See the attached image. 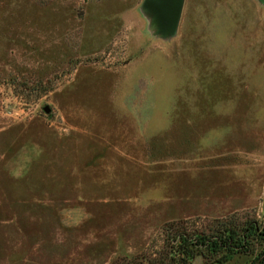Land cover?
Listing matches in <instances>:
<instances>
[{"label": "rangeland", "instance_id": "1", "mask_svg": "<svg viewBox=\"0 0 264 264\" xmlns=\"http://www.w3.org/2000/svg\"><path fill=\"white\" fill-rule=\"evenodd\" d=\"M143 4L0 0V264L149 258L166 223L264 220V0H184L166 38Z\"/></svg>", "mask_w": 264, "mask_h": 264}, {"label": "trees", "instance_id": "2", "mask_svg": "<svg viewBox=\"0 0 264 264\" xmlns=\"http://www.w3.org/2000/svg\"><path fill=\"white\" fill-rule=\"evenodd\" d=\"M204 230L166 223L161 229L164 247L158 253L149 258H120L112 264H190L197 257L203 264H227L235 256H253L248 264H264V220L243 221L231 215L212 230Z\"/></svg>", "mask_w": 264, "mask_h": 264}, {"label": "water", "instance_id": "3", "mask_svg": "<svg viewBox=\"0 0 264 264\" xmlns=\"http://www.w3.org/2000/svg\"><path fill=\"white\" fill-rule=\"evenodd\" d=\"M263 2V0H259ZM184 0H144V12L150 17L151 25L156 29L158 36L166 38L173 36L177 31ZM45 107L44 112L49 113Z\"/></svg>", "mask_w": 264, "mask_h": 264}, {"label": "crops", "instance_id": "4", "mask_svg": "<svg viewBox=\"0 0 264 264\" xmlns=\"http://www.w3.org/2000/svg\"><path fill=\"white\" fill-rule=\"evenodd\" d=\"M200 264H202V262Z\"/></svg>", "mask_w": 264, "mask_h": 264}]
</instances>
